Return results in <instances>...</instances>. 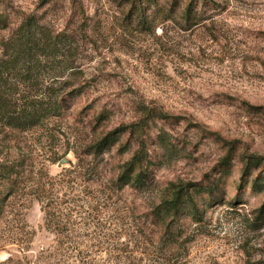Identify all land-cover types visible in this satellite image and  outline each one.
<instances>
[{
    "label": "rangeland",
    "instance_id": "374dc122",
    "mask_svg": "<svg viewBox=\"0 0 264 264\" xmlns=\"http://www.w3.org/2000/svg\"><path fill=\"white\" fill-rule=\"evenodd\" d=\"M133 3L0 0L7 19L0 58L13 57L2 41L28 15L60 39L28 79L19 63L7 66L1 76L6 99L20 105L19 98H44L46 104L55 88L82 89L60 118L45 113L41 125L24 132L0 126L3 154L23 155L34 172H62L64 181L66 174L75 177L78 191L91 187L112 198L113 210L101 217L111 222L102 230L113 242L101 246L108 251L96 256L98 264H264V0ZM151 111L167 118L145 117ZM132 124L135 135L124 133L105 152L86 155L105 133ZM139 143L146 153L139 167L144 183L119 189L115 179ZM76 155L93 171H75ZM250 155L261 164L242 178ZM170 183L211 190L192 191L197 211L170 223L173 244L150 215L168 197ZM24 204L27 234L19 241L9 220H0V264H78L72 257L57 262L41 204L29 195ZM128 226L139 231L130 258L123 251Z\"/></svg>",
    "mask_w": 264,
    "mask_h": 264
},
{
    "label": "trees",
    "instance_id": "16d2710c",
    "mask_svg": "<svg viewBox=\"0 0 264 264\" xmlns=\"http://www.w3.org/2000/svg\"><path fill=\"white\" fill-rule=\"evenodd\" d=\"M137 1L142 0H134V6ZM6 27V16L0 13V31ZM59 41L57 35L52 36L34 15L26 16L18 24L11 37L2 41L3 51L7 52L11 48L14 54L13 57L0 58L1 130L27 131L41 125L45 113L52 118H60L65 109L69 108L71 101L82 93V89L65 91L64 87H58L48 93L46 104H44V98L30 102H25L24 99L19 98L20 102L23 103L20 105L6 99L2 89L1 76L7 66H15L19 63L17 71L28 79L33 69L39 67L40 60L38 59L41 55L45 56L52 53ZM145 117L167 118L162 112L155 111L146 112ZM136 129V126L132 124L105 133L93 145L88 147L86 155L105 152L120 140L122 134L135 135L137 133ZM1 145L2 142L0 141V220L4 218L9 220L12 234L15 237L14 240L19 241L21 239L20 235L24 234L25 236L27 234L23 213L19 209L25 207L24 196L29 195L41 204L44 214V227L55 235L57 262L61 258V261H66L69 257H72L78 264H98L96 256L100 252H107L106 248L110 247V243L113 242L110 235L107 236V233L102 230L106 223L111 222H107L101 217V215L104 216L108 211L113 210L114 202L112 198H100L97 189L91 187L78 191L75 188L78 185L73 183L75 177L70 178V175L66 174L67 180L64 181V178L61 179L62 172L56 176H51L47 172L43 174L34 172L32 167H27L25 156L11 154L10 152L3 154ZM76 157L75 171L84 168H86L85 171H93V168L84 167V158L79 155H76ZM145 158L146 153L143 152V144L139 143L137 151L125 163L121 173L115 179V182L120 183L117 188L122 189L126 184L137 187L143 185L147 174L139 167ZM55 161V159L52 160V163ZM261 161L260 156H248L242 170V178L248 177L252 170L260 166ZM136 168H138V171L135 172ZM87 181L93 183L94 180L91 178ZM191 185L194 184L170 183L168 197L155 204L150 211L154 223L158 224L166 233L170 244L177 241L176 236L169 230L170 223L181 213L197 211L192 191L198 194L211 191L205 188H194L190 191ZM253 185L258 188L257 179L254 180ZM113 186L114 184L109 189L113 190ZM66 191H69L68 196L75 192L77 197L78 195H81V197L68 198ZM128 229H130L129 226ZM130 230L129 240L125 243L126 246L123 250L128 253L125 256L127 258H130L136 252V250L128 248L132 242L136 243L137 233L139 232L134 229ZM103 245H106V248H101Z\"/></svg>",
    "mask_w": 264,
    "mask_h": 264
},
{
    "label": "water",
    "instance_id": "95a60500",
    "mask_svg": "<svg viewBox=\"0 0 264 264\" xmlns=\"http://www.w3.org/2000/svg\"><path fill=\"white\" fill-rule=\"evenodd\" d=\"M61 162H62V163H66L67 160H66L65 158H63V159L61 160Z\"/></svg>",
    "mask_w": 264,
    "mask_h": 264
}]
</instances>
